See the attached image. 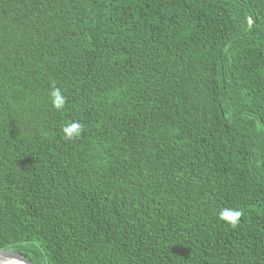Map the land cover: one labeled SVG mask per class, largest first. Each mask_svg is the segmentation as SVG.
Here are the masks:
<instances>
[{
    "label": "trees",
    "instance_id": "1",
    "mask_svg": "<svg viewBox=\"0 0 264 264\" xmlns=\"http://www.w3.org/2000/svg\"><path fill=\"white\" fill-rule=\"evenodd\" d=\"M0 249L264 264V0H0Z\"/></svg>",
    "mask_w": 264,
    "mask_h": 264
},
{
    "label": "clouds",
    "instance_id": "2",
    "mask_svg": "<svg viewBox=\"0 0 264 264\" xmlns=\"http://www.w3.org/2000/svg\"><path fill=\"white\" fill-rule=\"evenodd\" d=\"M49 96L52 107L58 111L65 109L67 97L64 95V92L60 87L53 84L49 92ZM85 130V125H83L79 120L69 121L61 127V132L65 141L76 140L82 136ZM241 215V210L237 208H221L218 213L219 219L227 224H230L233 228L238 226Z\"/></svg>",
    "mask_w": 264,
    "mask_h": 264
},
{
    "label": "water",
    "instance_id": "3",
    "mask_svg": "<svg viewBox=\"0 0 264 264\" xmlns=\"http://www.w3.org/2000/svg\"><path fill=\"white\" fill-rule=\"evenodd\" d=\"M0 264H33L24 254L7 249H0Z\"/></svg>",
    "mask_w": 264,
    "mask_h": 264
}]
</instances>
